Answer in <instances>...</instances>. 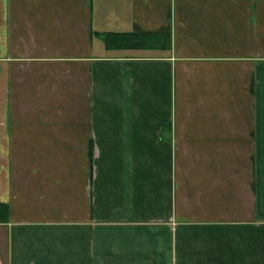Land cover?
I'll return each mask as SVG.
<instances>
[{"label":"crops","instance_id":"crops-1","mask_svg":"<svg viewBox=\"0 0 264 264\" xmlns=\"http://www.w3.org/2000/svg\"><path fill=\"white\" fill-rule=\"evenodd\" d=\"M0 264H264V0H0Z\"/></svg>","mask_w":264,"mask_h":264},{"label":"trees","instance_id":"trees-1","mask_svg":"<svg viewBox=\"0 0 264 264\" xmlns=\"http://www.w3.org/2000/svg\"><path fill=\"white\" fill-rule=\"evenodd\" d=\"M132 37H135V36L132 35L131 36V39H132ZM144 37L146 38L147 36L146 35H142V38H144Z\"/></svg>","mask_w":264,"mask_h":264}]
</instances>
